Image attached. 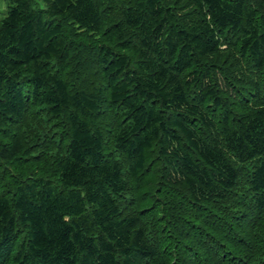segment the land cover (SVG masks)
<instances>
[{"label": "trees", "instance_id": "1", "mask_svg": "<svg viewBox=\"0 0 264 264\" xmlns=\"http://www.w3.org/2000/svg\"><path fill=\"white\" fill-rule=\"evenodd\" d=\"M0 264H264V0H6Z\"/></svg>", "mask_w": 264, "mask_h": 264}, {"label": "rangeland", "instance_id": "2", "mask_svg": "<svg viewBox=\"0 0 264 264\" xmlns=\"http://www.w3.org/2000/svg\"><path fill=\"white\" fill-rule=\"evenodd\" d=\"M7 2L6 0H0V19L6 15Z\"/></svg>", "mask_w": 264, "mask_h": 264}]
</instances>
